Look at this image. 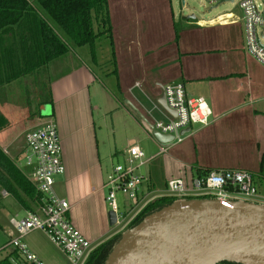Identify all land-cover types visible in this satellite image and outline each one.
<instances>
[{"label":"crops","instance_id":"1","mask_svg":"<svg viewBox=\"0 0 264 264\" xmlns=\"http://www.w3.org/2000/svg\"><path fill=\"white\" fill-rule=\"evenodd\" d=\"M173 4L174 0H108L117 73L112 80L110 52L102 46L99 53L106 61H99L95 51L96 60L90 65L74 49L47 65V92L29 113L31 118L16 116L15 103L9 98L12 89L4 86L6 94L0 92L5 123L0 129V149L19 164L29 180L28 170L21 166L24 142L16 140L21 132L54 120L65 169L55 179L54 192L67 201L71 223L95 247L119 233L108 222L106 176L114 161L124 160L132 144L147 156L156 155L157 144L142 122H148L150 102L168 85L180 83L187 96L203 97L211 116L207 126L191 125L184 140L168 150L170 155L157 156L143 169L155 190H163L171 178L189 184L197 176L222 170L260 173L264 67L245 51L241 15L185 20L179 18L180 13H173ZM174 27L180 30L177 37ZM105 63L110 67L102 70ZM136 83L139 88L134 89ZM20 197L29 209L9 191H2L0 264H24L9 246L14 235L9 220L36 206L21 193ZM34 233L45 237L39 231L26 237ZM25 238L22 241L28 250L43 263L67 264L53 244H31Z\"/></svg>","mask_w":264,"mask_h":264},{"label":"built area","instance_id":"2","mask_svg":"<svg viewBox=\"0 0 264 264\" xmlns=\"http://www.w3.org/2000/svg\"><path fill=\"white\" fill-rule=\"evenodd\" d=\"M203 1L212 9L224 0ZM235 2L241 12L245 51L264 67V0H259V3L232 0L231 3ZM224 17L230 18L231 15L228 13ZM133 88H139V84H134ZM162 94L167 111L156 101L150 102L146 111L148 122H142L157 144L156 155L147 156L137 145L132 144L127 148L123 162L114 165L106 176L105 203L109 211L116 215L114 227L119 233L125 231L150 202L159 198H170L174 202L207 199L264 206V196L259 193L256 175L240 169L206 173L193 178L189 184L181 178H171L159 191L152 187L150 177L142 172L143 169L157 156L167 155L172 146L180 144L187 134L181 135L183 130L191 125L207 126L211 116L203 97L187 96L180 83L164 87ZM170 112H174L175 116ZM154 131L171 136L172 141L158 143L152 136ZM21 166L28 170L29 178L40 197L35 209L23 216L10 218L9 226L14 235L9 246L23 258L24 264H45L22 241L28 234L39 231L65 256L68 264H85L96 247L71 223L68 217L69 204L54 192L55 179L65 171L54 120L47 119L26 133ZM259 174H264V167L263 173Z\"/></svg>","mask_w":264,"mask_h":264},{"label":"trees","instance_id":"3","mask_svg":"<svg viewBox=\"0 0 264 264\" xmlns=\"http://www.w3.org/2000/svg\"><path fill=\"white\" fill-rule=\"evenodd\" d=\"M179 32L176 28V37ZM102 40L109 43L111 75L116 77L108 0H0V89L66 57L77 48L88 46L95 61V44ZM4 124L0 113V129ZM18 166L0 149V185L29 209L20 193L34 206L39 203L40 196ZM263 167L262 158L260 173H263ZM173 202L170 198L150 202L125 231L96 247L85 264H104L126 231L145 216Z\"/></svg>","mask_w":264,"mask_h":264},{"label":"water","instance_id":"4","mask_svg":"<svg viewBox=\"0 0 264 264\" xmlns=\"http://www.w3.org/2000/svg\"><path fill=\"white\" fill-rule=\"evenodd\" d=\"M224 2L232 0L220 4ZM156 102L167 111L164 94ZM189 131L186 128L181 135ZM152 136L160 144L172 141L157 131ZM107 217L113 227L115 213L109 211ZM223 262L264 264V206L207 199L173 202L126 231L104 264Z\"/></svg>","mask_w":264,"mask_h":264},{"label":"rangeland","instance_id":"5","mask_svg":"<svg viewBox=\"0 0 264 264\" xmlns=\"http://www.w3.org/2000/svg\"><path fill=\"white\" fill-rule=\"evenodd\" d=\"M253 1L255 3H259V0H253ZM210 9L211 7L208 6L203 0H174V4H173V11H174L173 13L174 14L180 13L181 16L179 18H183L187 16H194V18L197 20H210V19L215 20V19H218L220 16H224L226 13H235V14L241 15V12L237 7V2L233 4L230 2H224V3L219 4L217 7L212 8L211 10ZM108 44L109 43L107 40H102L95 44V48L97 49V50L95 49V51L96 53H98L97 58L101 62L106 61L107 59L103 54L99 53V46H103L104 49L109 50ZM75 50L77 52V55L84 57L86 61L89 62L90 65H93L94 61H92V56H91L88 46L79 48V49L77 48ZM109 67H110L109 64L105 63L101 69L103 70ZM46 70L48 69H46V67H43L42 69L36 71L38 74L34 72L29 76L16 80L12 82L11 84L7 85L8 88L12 89L11 92H13L11 93L8 90L10 101L12 102L14 101L15 103V106L13 108L16 111V113H18L16 116L21 115L22 118H24V116L26 118V115H28V117L31 118L30 114L33 111L32 109H34L35 104L43 100V96H45L47 92V85H48V81L44 80L45 76H47ZM25 78H28L27 82H25L24 80ZM109 78L112 80L111 74L109 75ZM262 86L264 89V80L262 82ZM3 89L5 91H0V92H5L6 94L7 88L4 87L0 90H3ZM27 132L28 131L24 133L21 132V135L17 138V140L15 139L16 142L20 140L19 142L23 143ZM167 153L169 155L171 154V152H167ZM22 154H23V150H22ZM122 162L123 161H119V163H122ZM114 164L116 165L118 163L114 161ZM255 175H256L255 180L259 188V193L262 196H264V174H255ZM2 191H3V188L0 185V204L2 203V200H4L3 198H1ZM119 203H120V200H119ZM25 241L31 244L33 241L39 242V244H42L45 242L46 244L52 246L51 243H49V241L43 235H40L39 233H34V234L29 235L28 237L25 238ZM3 242H4V236L1 234V231H0V246L3 244Z\"/></svg>","mask_w":264,"mask_h":264}]
</instances>
